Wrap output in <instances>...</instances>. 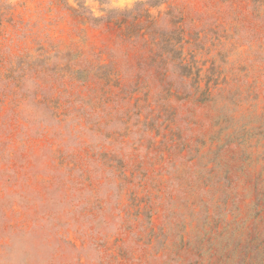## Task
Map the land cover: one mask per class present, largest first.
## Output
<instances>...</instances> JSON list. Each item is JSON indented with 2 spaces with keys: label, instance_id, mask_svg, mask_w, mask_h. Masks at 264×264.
<instances>
[{
  "label": "rangeland",
  "instance_id": "374dc122",
  "mask_svg": "<svg viewBox=\"0 0 264 264\" xmlns=\"http://www.w3.org/2000/svg\"><path fill=\"white\" fill-rule=\"evenodd\" d=\"M0 0V264H264V0Z\"/></svg>",
  "mask_w": 264,
  "mask_h": 264
},
{
  "label": "trees",
  "instance_id": "16d2710c",
  "mask_svg": "<svg viewBox=\"0 0 264 264\" xmlns=\"http://www.w3.org/2000/svg\"><path fill=\"white\" fill-rule=\"evenodd\" d=\"M77 5L81 8H85L84 2L86 0H75ZM167 0H136L133 3V6L131 8H125V9H110L107 10V15L105 17H95L93 15L88 16V20L93 23L95 26H97L98 23L102 22L103 20L109 21L114 16H122L123 20L131 19L135 20L139 17H142L144 15H148L149 8H155L159 7L161 4L165 3Z\"/></svg>",
  "mask_w": 264,
  "mask_h": 264
}]
</instances>
